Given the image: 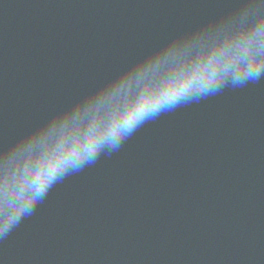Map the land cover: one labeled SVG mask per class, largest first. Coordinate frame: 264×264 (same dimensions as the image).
<instances>
[{
	"label": "water",
	"instance_id": "water-1",
	"mask_svg": "<svg viewBox=\"0 0 264 264\" xmlns=\"http://www.w3.org/2000/svg\"><path fill=\"white\" fill-rule=\"evenodd\" d=\"M249 2L0 0V167L135 67L240 31ZM0 264H264V75L66 175L0 238Z\"/></svg>",
	"mask_w": 264,
	"mask_h": 264
},
{
	"label": "clouds",
	"instance_id": "clouds-1",
	"mask_svg": "<svg viewBox=\"0 0 264 264\" xmlns=\"http://www.w3.org/2000/svg\"><path fill=\"white\" fill-rule=\"evenodd\" d=\"M252 17L210 48H196L137 66L71 120L53 126L0 167V238L31 215L54 184L118 150L141 125L192 97L264 75V5L250 0Z\"/></svg>",
	"mask_w": 264,
	"mask_h": 264
}]
</instances>
